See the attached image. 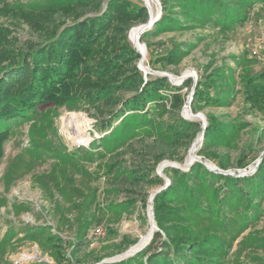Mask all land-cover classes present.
Segmentation results:
<instances>
[{
  "label": "trees",
  "instance_id": "1",
  "mask_svg": "<svg viewBox=\"0 0 264 264\" xmlns=\"http://www.w3.org/2000/svg\"><path fill=\"white\" fill-rule=\"evenodd\" d=\"M159 1L161 18L141 36L153 69L167 71L178 66L197 46L188 41L167 39L153 43L146 39L165 32L212 25L218 32L228 34L249 22L251 28L260 27L253 49L260 45L264 0ZM18 12L19 19L33 31V39L26 42L25 49H16L18 39L10 37L9 30L0 26V163L11 133L10 122L31 121L41 108L94 109L98 127L109 131L95 148L101 146L113 153L112 142L119 133L124 134L135 124L150 128L146 136L153 137V142L143 148L141 162L122 167L116 173L119 185L131 195L127 204L140 201L145 209L148 190L165 185L164 179L156 174L157 167L167 159L183 160L204 132L199 156L223 171L233 166L246 169L261 158L255 173L231 176L212 171L200 162H195L186 172L166 169L164 173L170 185L152 203L159 231L136 255L101 264H228L230 248L226 245L230 242L223 237H229L232 242L259 214H264V155H261L264 67L255 70L257 61L264 59V48H258L259 57L243 51L230 55L220 65L211 59L198 69L196 82L188 78L177 86L167 77L145 75L139 68L142 56L129 39V33L149 20V11L141 0H30L21 4ZM196 40L202 41L203 37ZM193 88L191 109L195 114L208 108H230L239 96L241 112L234 118L206 113L207 126L203 131L201 121L183 116ZM245 116H252L255 121L251 123ZM132 139L121 147L132 146ZM219 148L239 153L232 161ZM97 152L92 149L86 154L93 160L94 155L101 156ZM60 159L57 165L61 162L72 167V158ZM53 179L60 184L65 203L72 206L78 199L81 211L74 219L78 242L64 241L58 230L52 232L50 227H33L35 230L20 240L36 242L56 264H71L74 256L67 257V246H80L95 222L91 207L98 187L84 191L65 173H56ZM68 185L73 186L72 196L66 195ZM59 210L62 224L71 225L63 210ZM106 231L114 233L112 229ZM7 240L0 242V264H11L3 258L5 247L10 245ZM258 240L250 235L242 241V246L254 245ZM261 241L264 246V237ZM120 244L119 251L123 252L134 242L123 237ZM103 258H96L95 264Z\"/></svg>",
  "mask_w": 264,
  "mask_h": 264
},
{
  "label": "rangeland",
  "instance_id": "2",
  "mask_svg": "<svg viewBox=\"0 0 264 264\" xmlns=\"http://www.w3.org/2000/svg\"><path fill=\"white\" fill-rule=\"evenodd\" d=\"M28 1L30 0H0V26L9 30L10 37L18 39L16 43L18 48L16 49H25L26 42L33 39V31L18 16L20 5ZM157 4L159 10L156 18L159 20L162 16V4L159 0ZM261 27L264 28V24H261ZM259 29V26L251 28L250 23L247 22L243 25H238L228 34L218 32V28L212 25L195 30L161 33L146 39L153 43L167 39L181 43L188 41L197 46L178 66H171L167 71L151 68L148 63V49L145 63L150 70L166 72L170 77L173 76L179 79L183 76H188V78L194 79V77H197L198 69L208 64L211 59L216 60L215 64L220 65L224 59L229 60L230 58L228 57L232 54L239 55L243 51H248L250 53L249 56H251L252 49L257 45ZM196 37H203V40L198 42ZM141 42L144 44L143 41ZM229 62L230 65L234 66L233 62ZM263 67L264 59L258 60L255 70L260 71ZM148 75L159 76L157 74ZM171 80L173 79L171 78ZM173 82L178 81L173 80ZM179 85L181 84H177V86ZM241 105V96H239L236 103L230 108H208L204 112L198 113H204L205 115L206 113H215L219 116L234 118L241 112ZM39 112L35 116L36 118H32L33 120L31 121L10 122L11 133L9 140L4 146V155L0 163V242H3V239H8L7 241L9 242L7 243L10 245L5 247L3 258L11 264H33L35 262L56 264L46 252L39 248L36 242L20 240L23 239L24 234L27 232H32L42 227H50L52 232L58 230L57 232L66 242H78L75 240L77 223L74 220L81 211L77 204L78 199L74 201L72 206L69 203H65L60 193V184L53 179L56 173H65L71 181L78 183V186L84 191H89L91 187H98L95 203L91 207L94 212L95 222L85 235L84 241L80 243V246L75 248L66 245L67 257L74 256L71 264H95L96 258L101 257L104 258L99 264L114 263L111 261L113 258L138 245L141 239L147 236L151 230L148 218L149 200L152 193H155L161 187H154L148 190L149 198L145 209L142 208L140 201L129 206L127 203L131 199V195L124 190L122 185H119L117 182L118 174H116L119 173V169L122 167L141 162L144 153L143 148L153 142V137L146 136L150 133V128H140L135 124L124 134L119 133L112 142V145H115L111 147H115L112 150L115 152L112 153L101 146L95 148L102 138L109 133V131L101 130L98 127V119L94 116L96 110L70 111L66 108L42 110L41 108ZM66 114L72 116L76 132L78 133L77 143L65 131L62 118ZM245 119L251 123L255 121L252 116H245ZM130 139H132L130 142L132 146L121 147L122 144ZM262 146H264V142ZM92 149H94L96 154L99 151L101 156L94 155V159H90L86 153ZM218 151L229 154L232 161L239 153L235 150L229 151L223 148H219ZM189 152L183 160L167 159L164 162L185 164ZM261 155H264V149ZM59 156L65 159L72 158L70 163L72 167L61 162L57 165L56 161L61 160ZM258 160L246 168V175L239 172L244 169H237L234 166L227 171H231L233 174L231 176L245 177L253 175L255 173L253 168L257 166ZM164 162L156 170V174L164 179V186L167 183L170 185V180L169 182L166 181L164 173L166 169L174 168L186 172L192 166L187 168L167 166L161 169V165ZM201 162L208 166L214 165L212 161L204 157L200 158ZM75 166L78 167L75 169L73 168ZM72 187V185L67 186L66 195H70ZM262 206V210H264V201ZM59 209L63 210L71 225L64 226L62 224L60 221L61 214L58 212ZM205 223L208 224L210 222L206 221ZM100 228L102 232L99 234L97 230ZM106 228L112 229L114 233L109 234ZM9 229H11L10 233ZM157 231H159V228L155 223L154 231L149 240L133 256L150 244L154 233ZM250 235L259 240L255 241L254 245L242 246V241ZM123 237H127L134 244L127 250L120 252L119 250L122 248L120 243ZM262 237H264L263 212L258 215L257 220L250 222L247 229L239 237L234 238L232 242L229 237H223L230 242L226 246L230 248L229 259L232 262L229 261L228 264H264ZM4 246L3 244L2 248ZM130 257L132 256L123 260ZM63 264L70 263L64 262Z\"/></svg>",
  "mask_w": 264,
  "mask_h": 264
},
{
  "label": "bare ground",
  "instance_id": "3",
  "mask_svg": "<svg viewBox=\"0 0 264 264\" xmlns=\"http://www.w3.org/2000/svg\"><path fill=\"white\" fill-rule=\"evenodd\" d=\"M142 1L149 6V9H150V12H151V17H152V19H155L156 16H157V14H158V10H159V6L157 4V1L156 0H142ZM147 30H148V27H144V26L139 25L137 27H134L131 30V32H130V38H131V40L138 47V49H140L141 52L143 53L144 59H143V62H142V66H143V68L146 71L149 70V67H147V65L145 63L146 58H147V50L145 51L144 48H143V46H142L141 36ZM171 78L174 81H178V79L175 78V77H173V76H171ZM183 114H184V117L186 119H189V120H199V121H201V118L192 111L191 104L190 105L187 104L185 106V108L183 110ZM62 121H63V124L65 126V129H66L65 131L67 132V135L77 143V141H78V139H77L78 133L76 132V127H75V125L73 123L72 116L70 114H66L65 116H63ZM202 141L203 140L201 139V136H198V138L196 139V141L193 143L192 147L190 148V152H189V155H188V158H187L185 164H182L181 165L179 163L164 162L161 165V169L162 168L164 169L167 166H180V167H184V168L189 167L192 163H194L197 160L198 151L200 149V146L202 144ZM153 194L154 193H152V195ZM152 227H153V223H151V228ZM150 236H151V230H150V232L148 233L147 236H145V237H143L141 239V242L138 245H136V246H134V247H132L130 249L129 253L130 254L131 253H135L139 249L143 248V245L149 240Z\"/></svg>",
  "mask_w": 264,
  "mask_h": 264
},
{
  "label": "water",
  "instance_id": "4",
  "mask_svg": "<svg viewBox=\"0 0 264 264\" xmlns=\"http://www.w3.org/2000/svg\"><path fill=\"white\" fill-rule=\"evenodd\" d=\"M156 1H158V0H156ZM144 5L146 6V8L148 9V11H149V20H148V22L146 23V24H142L141 26H144V27H148V30L149 29H151V27L158 21V19L157 18H155V19H152V17H151V12H150V9H149V6L146 4V3H144ZM147 30V31H148ZM129 39L131 40V38H130V33H129ZM131 42L133 43V45H134V47L137 49V51L141 54V60H140V62H139V68H140V70H142L144 73H145V75H148V74H157V75H159V76H163V77H167L168 79H169V81L171 82V83H173V84H175V85H177V84H182L183 82H184V80L186 79V78H188V76H183V77H181V78H179L178 79V82H173V80H171V77L169 76V74H167L166 72H155V71H153V70H148V71H146L144 68H143V66H142V62H143V59H144V56H143V53L141 52V50L140 49H138V47L134 44V42L131 40ZM142 46H143V48H144V50L146 51L147 50V47H146V44L144 43V44H142ZM194 80H195V82H196V80H197V77H194ZM193 95H194V88L192 89V91L190 92V94H189V96H188V99H187V103H186V105L188 104V105H190L191 104V102H192V99H193ZM185 105V106H186ZM185 108V107H184ZM184 110V109H183ZM197 115L201 118V122H202V127H203V131L205 130V128H206V126H207V119H206V116H205V114L204 113H197ZM202 117H201V116ZM184 116V115H183ZM185 118V117H184ZM201 139L203 140V138H204V132H202L201 133ZM200 156H197V160L196 161H199L200 162ZM201 163H203V162H201ZM261 163V158L258 160V162H257V166H255L254 168H253V170L254 171H256V168L258 167V165ZM204 164V163H203ZM191 165H193V163L191 164ZM190 165V166H191ZM208 169H210V170H212V171H219V172H221V173H223V174H226V175H233L232 173H231V171H223V170H220L219 168H217L215 165H207V164H204ZM240 173H242L243 175H246L247 174V170L246 169H244V170H242V171H239ZM166 181L167 182H169V179L166 177ZM169 184L167 183V185L166 186H164V187H161V188H159L153 195H151L150 196V200H149V202H150V207H149V209H148V218H149V221H150V224L151 223H153V227L151 228V235H152V233H153V231H154V228H155V220H154V212H153V206H152V203H153V200H154V198H155V196L159 193V192H161L163 189H165V188H167V186H168ZM129 251H130V249L127 251V252H125L124 254H122V255H120V256H118V257H115V258H113V260H111L112 262H119V261H122L123 259H125V258H127V257H129V256H133V254L134 253H129ZM139 251V250H138ZM137 251V252H138ZM136 253V252H135Z\"/></svg>",
  "mask_w": 264,
  "mask_h": 264
},
{
  "label": "built area",
  "instance_id": "5",
  "mask_svg": "<svg viewBox=\"0 0 264 264\" xmlns=\"http://www.w3.org/2000/svg\"><path fill=\"white\" fill-rule=\"evenodd\" d=\"M259 47H260V48H264V32H263L262 35H261L260 45H259ZM259 47H258V48H259ZM258 48L252 50V55L255 56V57H256V56L259 57V50H258ZM97 232L100 234V233L102 232L101 228L98 229Z\"/></svg>",
  "mask_w": 264,
  "mask_h": 264
}]
</instances>
